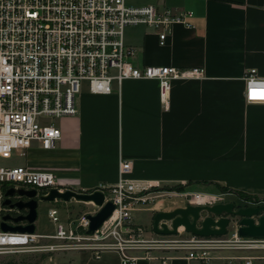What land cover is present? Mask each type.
<instances>
[{"label":"built area","instance_id":"built-area-1","mask_svg":"<svg viewBox=\"0 0 264 264\" xmlns=\"http://www.w3.org/2000/svg\"><path fill=\"white\" fill-rule=\"evenodd\" d=\"M193 17L192 11L129 5L127 0H0V161L12 159L15 153L24 157L33 145L46 151L56 149L62 131L54 121L78 115L77 101L84 85L92 94L110 95L115 86L120 89L127 80L157 81L160 99L167 107L174 81L204 79L205 70L139 67L134 62L137 49L126 44L125 32L129 27L145 26L157 32L164 45L174 24L192 28ZM243 80L246 102L264 104L260 98L264 97V78L256 69H248ZM130 172L131 162L123 161L118 183L94 190L104 194L105 203L111 201L116 206L94 234L86 232L88 215L100 209L94 203L98 211L83 215L75 226L62 220L59 209L49 208L47 217L54 233L29 234L2 231L4 216L27 213L3 205L7 190H36L40 197L54 189L60 193L74 189L52 171L0 165V255L88 251L96 260L114 254L120 264H136L140 259L161 260L163 264L173 259L198 264H254L264 259V237L242 236L239 219L228 214L205 213L201 217L212 216L215 221L228 218L230 223L222 236L201 237L184 227L174 235L156 234L153 227L148 232L135 222L134 212L139 210L137 206L148 204L158 188L129 179ZM184 195L194 206L231 203L226 198L229 193ZM11 199L16 202L20 198ZM241 200L245 205L234 203V210L264 205ZM262 216L252 217L256 225ZM168 226L172 229L170 222ZM42 241L54 244L41 245Z\"/></svg>","mask_w":264,"mask_h":264},{"label":"crops","instance_id":"crops-1","mask_svg":"<svg viewBox=\"0 0 264 264\" xmlns=\"http://www.w3.org/2000/svg\"><path fill=\"white\" fill-rule=\"evenodd\" d=\"M147 4L192 11L194 27L174 24L164 45L150 28H127L126 44L137 49L135 64L203 68L205 78L174 81L167 107L157 81L127 80L110 95L92 94L84 85L79 113L63 119L57 148L43 150L42 166H26L52 171L66 186L89 192L116 185L121 163L129 161L127 177L139 184L240 199L241 193L264 203V104L246 102L243 80L248 69L264 78V0L137 5ZM48 222L51 230L38 233H54Z\"/></svg>","mask_w":264,"mask_h":264},{"label":"water","instance_id":"water-1","mask_svg":"<svg viewBox=\"0 0 264 264\" xmlns=\"http://www.w3.org/2000/svg\"><path fill=\"white\" fill-rule=\"evenodd\" d=\"M7 199L4 201V206L17 208L20 211L27 210L25 215L13 217L6 215L3 217L1 229L3 232H17L33 234L36 231V221L38 219V208L40 203H52L56 199H61L65 202L76 200L84 203H94L99 211L94 215H88L90 222L87 234L92 235L99 230L103 224L112 216L116 210V206L111 202L105 203V196L101 191L93 193L68 190L65 193H60L58 190H51L47 196L38 197L36 190H16L8 189L6 192ZM19 197L20 199L13 202L11 198ZM26 200H25V199ZM236 208L234 203L217 204L214 206H194L177 208L170 212H158L153 217V230L160 235H174L180 227H184L189 233L201 237L222 236L227 232V227L230 223L228 218H221L218 221L212 216L205 217L201 220L202 214L210 213L216 216L228 214L239 219L240 234L244 237H264V205L255 208ZM263 213L259 219V224L256 225L253 216H258ZM7 221H12L16 224L27 222L26 225L12 226L7 224ZM168 222L171 223L172 229L169 228Z\"/></svg>","mask_w":264,"mask_h":264},{"label":"rangeland","instance_id":"rangeland-1","mask_svg":"<svg viewBox=\"0 0 264 264\" xmlns=\"http://www.w3.org/2000/svg\"><path fill=\"white\" fill-rule=\"evenodd\" d=\"M143 0H127L129 4L142 3ZM64 119V118H63ZM63 119L55 120V125L60 128ZM43 150L37 148V145L27 151L26 156H21L15 153L10 160H1V166H32L34 164L42 166L46 161L43 156ZM33 167H31L32 169ZM41 170V169H38ZM194 190V189H192ZM214 191V190H210ZM186 192L179 191H154L150 197L152 200L145 205H139V210L134 212L137 223L145 227L148 232L153 227V217L158 212H170L177 208L186 207L189 205L190 197H186ZM192 193V192H190ZM229 202H233L237 207L244 206L242 200L236 196H227ZM55 207L60 210L61 218L64 222L72 223L75 226L78 220L85 214H94L98 211V208L92 203L78 202L72 200L70 202H52V203H40L38 208V219L36 221V231L44 232L51 230V224L48 222L46 212L49 208ZM151 232V231H150ZM53 241H42L41 245H53ZM108 255L109 260L105 259ZM101 260H96L93 255L88 251H66V252H41V253H29V254H7L0 255V264H120L119 258L114 254H106ZM113 258H112V257ZM256 264H264V259L256 261Z\"/></svg>","mask_w":264,"mask_h":264},{"label":"trees","instance_id":"trees-1","mask_svg":"<svg viewBox=\"0 0 264 264\" xmlns=\"http://www.w3.org/2000/svg\"><path fill=\"white\" fill-rule=\"evenodd\" d=\"M158 190H165V191H179V192H184V187L183 186H176V187H172V188H165V189H158ZM224 192H230L227 189H222ZM241 198L243 199H247V200H254L257 202H260L257 198L255 197H251L248 195H244L241 193H237Z\"/></svg>","mask_w":264,"mask_h":264},{"label":"snow or ice","instance_id":"snow-or-ice-1","mask_svg":"<svg viewBox=\"0 0 264 264\" xmlns=\"http://www.w3.org/2000/svg\"><path fill=\"white\" fill-rule=\"evenodd\" d=\"M253 98H257V97L254 95ZM260 98H264V97H260Z\"/></svg>","mask_w":264,"mask_h":264},{"label":"flooded vegetation","instance_id":"flooded-vegetation-1","mask_svg":"<svg viewBox=\"0 0 264 264\" xmlns=\"http://www.w3.org/2000/svg\"><path fill=\"white\" fill-rule=\"evenodd\" d=\"M25 199V198H24ZM26 200V199H25Z\"/></svg>","mask_w":264,"mask_h":264}]
</instances>
